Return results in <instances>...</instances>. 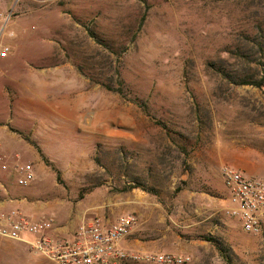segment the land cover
I'll return each instance as SVG.
<instances>
[{"label": "rangeland", "instance_id": "obj_1", "mask_svg": "<svg viewBox=\"0 0 264 264\" xmlns=\"http://www.w3.org/2000/svg\"><path fill=\"white\" fill-rule=\"evenodd\" d=\"M0 46V153L35 177L0 173V208L59 238L131 215L132 249L264 264L221 177L264 181V89L241 85L264 79V0H0ZM0 264L53 263L0 238Z\"/></svg>", "mask_w": 264, "mask_h": 264}, {"label": "built area", "instance_id": "obj_2", "mask_svg": "<svg viewBox=\"0 0 264 264\" xmlns=\"http://www.w3.org/2000/svg\"><path fill=\"white\" fill-rule=\"evenodd\" d=\"M9 49L0 46V58ZM1 147V140H0ZM0 173L12 179L14 186L27 187L34 182L31 164L10 165L0 153ZM226 191L224 215L235 220L249 236L264 238V181L246 177L230 167L221 169ZM0 191L7 193L0 181ZM136 218L131 215L109 219L94 216L82 221L68 238L53 234L52 221L33 222L15 210L0 208V238L25 244L33 254L53 264H186L188 257L160 252L125 249L122 243L132 234Z\"/></svg>", "mask_w": 264, "mask_h": 264}, {"label": "trees", "instance_id": "obj_3", "mask_svg": "<svg viewBox=\"0 0 264 264\" xmlns=\"http://www.w3.org/2000/svg\"><path fill=\"white\" fill-rule=\"evenodd\" d=\"M241 85H243V86H253V87H255V88L259 89V90H263L264 89V79H262L260 81H252L250 79H244V80L241 81ZM119 91H121V90H119ZM150 119L153 120V118H150ZM134 189H140V190L145 191L147 193H149V191H150V190H147V188H145L144 186H141L139 184L128 185L122 191L123 192H128V191H132ZM205 241L210 242L209 239H206Z\"/></svg>", "mask_w": 264, "mask_h": 264}, {"label": "crops", "instance_id": "obj_4", "mask_svg": "<svg viewBox=\"0 0 264 264\" xmlns=\"http://www.w3.org/2000/svg\"><path fill=\"white\" fill-rule=\"evenodd\" d=\"M132 235V234H131ZM131 235L122 243V246L125 248V249H128V250H133V251H140L139 249H132L131 248ZM135 247L138 246L137 242L134 243Z\"/></svg>", "mask_w": 264, "mask_h": 264}]
</instances>
